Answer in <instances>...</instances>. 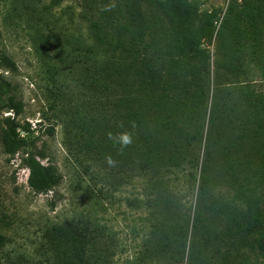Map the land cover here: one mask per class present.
<instances>
[{
	"label": "rangeland",
	"instance_id": "374dc122",
	"mask_svg": "<svg viewBox=\"0 0 264 264\" xmlns=\"http://www.w3.org/2000/svg\"><path fill=\"white\" fill-rule=\"evenodd\" d=\"M150 1L156 26L137 74L171 82L147 84L144 102L133 107L123 98L135 88L108 75L125 54L100 49L91 29L97 22L113 32L116 9L123 10L118 0H0V60L16 64L15 70L0 66V84L22 103L17 121L31 130L28 145L7 153L2 120L14 114L0 109V233L6 237L0 264H135L147 248L143 264H175L162 248L182 226L191 236L195 212L208 202L198 193L202 167L244 176L258 166L264 112L251 101L264 96V47L239 35L227 13L231 0H193L217 16L201 45L205 64L192 60L199 86L186 88L172 79L174 43L158 34L164 0ZM258 24L264 39V17ZM202 86L201 98L189 93H202ZM37 151L62 176L47 193L28 183L24 159ZM70 225L85 234L77 251L82 259L54 231Z\"/></svg>",
	"mask_w": 264,
	"mask_h": 264
},
{
	"label": "trees",
	"instance_id": "16d2710c",
	"mask_svg": "<svg viewBox=\"0 0 264 264\" xmlns=\"http://www.w3.org/2000/svg\"><path fill=\"white\" fill-rule=\"evenodd\" d=\"M118 2L123 10L116 9L117 21L115 26L111 24L113 32H105L99 23L91 22L92 36L100 49H118L125 54L121 65L117 69H111L108 75L112 78L119 74L125 87L130 90L135 88L134 94H126L123 98L130 106L135 107L147 97V92L144 91L147 84L163 85L171 81L139 77L137 74L142 47L146 37L156 26L151 16L152 1ZM180 2H183L182 5L174 9L173 4ZM160 12L163 18L158 20V34L174 43L172 79L182 82L186 88L190 85L191 89L197 88L199 75L196 74L197 66L192 60L196 57L205 64L206 51L201 45L203 39L210 38L215 29L217 12L200 10L199 4L193 0H164L160 4ZM227 13L235 17L241 37L249 36L256 46L264 47L262 28L258 24L264 17V0H242L240 4L237 0H231ZM0 66L16 69L14 61L6 56L0 60ZM193 79L195 85L192 86ZM204 90L202 86V93H189L198 99L205 94ZM9 92V89L0 84V109H9L14 114L3 118L1 136L5 151L15 154L28 145L31 130L28 125H20L17 121V117L22 114V103L16 101ZM158 98L163 99L161 95ZM251 102L262 107L264 112V96L254 95ZM216 118L214 111L213 118L211 115L212 124ZM21 131L26 134L22 136ZM39 158H45L41 151L28 154L24 159L30 170L28 183L35 192L47 193L61 182L62 176L56 165L44 164ZM138 162L142 167L149 166L148 162ZM198 193L200 197L208 198V202L204 210L198 209L195 212L191 236L189 230L182 226L170 246L164 245L162 251L169 255V260L175 264H264V146L252 175L241 176L233 170L226 174H211L208 166H203ZM218 224L222 226L220 229L216 228ZM188 226L190 227V222L187 220ZM54 231L57 235H64L65 242L69 239L70 253L78 254L82 259L77 252L85 244V234L81 227L70 225L67 230L59 227L54 228ZM5 243L6 237L0 233V248ZM211 246H215L213 254L210 253ZM148 255H151V250L147 248L136 258L135 264H143Z\"/></svg>",
	"mask_w": 264,
	"mask_h": 264
},
{
	"label": "clouds",
	"instance_id": "9594fccd",
	"mask_svg": "<svg viewBox=\"0 0 264 264\" xmlns=\"http://www.w3.org/2000/svg\"><path fill=\"white\" fill-rule=\"evenodd\" d=\"M121 142H122V144L127 145L131 141H130V139L127 136H124V137L121 138Z\"/></svg>",
	"mask_w": 264,
	"mask_h": 264
}]
</instances>
